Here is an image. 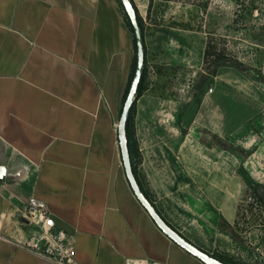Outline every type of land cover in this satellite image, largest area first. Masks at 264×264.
<instances>
[{
    "label": "crops",
    "instance_id": "obj_1",
    "mask_svg": "<svg viewBox=\"0 0 264 264\" xmlns=\"http://www.w3.org/2000/svg\"><path fill=\"white\" fill-rule=\"evenodd\" d=\"M144 39L149 63L146 28ZM135 57L120 0H0V165L7 168L0 264H55L16 242L31 234L19 208L33 203L74 238L81 263L205 264L158 227L126 176L116 112ZM246 164L256 177V150ZM135 168L180 233L164 201L182 200L187 209L193 194L214 191L208 160H144Z\"/></svg>",
    "mask_w": 264,
    "mask_h": 264
},
{
    "label": "rangeland",
    "instance_id": "obj_2",
    "mask_svg": "<svg viewBox=\"0 0 264 264\" xmlns=\"http://www.w3.org/2000/svg\"><path fill=\"white\" fill-rule=\"evenodd\" d=\"M140 5L150 58L132 123L135 164L212 162V194H193L187 209L182 200L173 206L165 200L172 213L167 218L210 253L264 264V207L247 185L248 176L264 184V0H212L207 9L164 0H140ZM210 38L246 69L220 67L198 89ZM249 150H256V177L246 167L252 154L243 160ZM220 175L227 183L223 178L220 185ZM220 186L222 194L215 191Z\"/></svg>",
    "mask_w": 264,
    "mask_h": 264
},
{
    "label": "water",
    "instance_id": "obj_3",
    "mask_svg": "<svg viewBox=\"0 0 264 264\" xmlns=\"http://www.w3.org/2000/svg\"><path fill=\"white\" fill-rule=\"evenodd\" d=\"M125 11L131 21L135 42H136V67L134 71V75L124 101L122 111L120 114L117 130H118V141L121 151V157L124 164L126 176L129 180V183L143 207L147 210L149 215L158 225V227L168 235L174 242L180 245L183 249L197 257L205 264H228L218 259L211 253L201 249L190 240H188L185 236H183L178 230L172 227L160 214L158 209L152 203V201L147 197L145 192L143 191L137 175L134 170L131 151L129 146V139L127 134V122L130 117L131 109L134 103L137 100V95L141 83V79L145 70V60H146V45L144 34L140 25V20L138 17V13L136 10V6L133 0H121ZM7 168L3 165H0V178H6Z\"/></svg>",
    "mask_w": 264,
    "mask_h": 264
},
{
    "label": "built area",
    "instance_id": "obj_4",
    "mask_svg": "<svg viewBox=\"0 0 264 264\" xmlns=\"http://www.w3.org/2000/svg\"><path fill=\"white\" fill-rule=\"evenodd\" d=\"M21 223L30 228V237L16 239L19 246L53 261L55 264H86L76 259L74 238L59 227L43 205L28 204L19 208ZM159 264V263H151Z\"/></svg>",
    "mask_w": 264,
    "mask_h": 264
},
{
    "label": "trees",
    "instance_id": "obj_5",
    "mask_svg": "<svg viewBox=\"0 0 264 264\" xmlns=\"http://www.w3.org/2000/svg\"><path fill=\"white\" fill-rule=\"evenodd\" d=\"M164 1H167V2H170V1L189 2V3H193L197 6H199L202 9H207L212 0H164ZM120 2H121V0H120ZM121 5L125 11V8H124L122 2H121ZM136 10L138 13V17L140 20V25H141L143 34L145 35V26L143 23V19H142L141 15L139 14L137 7H136ZM125 17H126V22H127L128 26L133 31L131 21H130L126 11H125ZM260 35L264 36V25H262V27H261ZM135 48H136V42H135ZM136 53H137V50H136ZM204 61L206 64L205 65L206 71L203 73H200L199 80L197 81V83L195 85L196 88H198V89L201 88L211 76L216 75L218 73L220 67L233 66L236 69L241 70V71L246 69V66L244 65L243 62L239 61L238 59L231 57L230 55H227L225 52V49H223V50L218 49L217 44L215 43L213 38H210L207 42L206 50H205V54H204ZM135 67H136V57H135V60L133 63V71H132V75L130 78V82H129V85H128L126 92H125L124 101L126 99V96H127V93H128V90H129V87H130V84H131V81H132V78L134 75ZM147 69H148V61H147V47H146L145 70H144V73H143V76L141 79V83H140V87H139V91H138V95H137V100L142 95L144 87H145V80H146V77L148 74ZM137 100H136V102H137ZM136 102L134 103V105L131 109L130 117H129V120L127 122V134H128V139H129V146H130V151H131L132 162H133L135 173L137 175L136 168H135V160H134V152H133V138H132V132H133L132 123H133V119L135 116ZM121 111H122V109H121ZM120 114H121V112H120ZM251 154H252V151H250V150L247 151L243 157V160L246 159ZM137 178H138V176H137ZM138 181H139V179H138ZM247 185L252 190V193L255 197L254 200L256 201V204L258 206L264 207V184L255 180L253 177L248 176ZM251 205H253V204H251ZM205 251H207V250H205ZM207 252L210 253L209 251H207ZM211 254L214 255L215 257H217L218 259L222 260L225 263L241 264V263H239L233 259L225 258V257H222L220 255L213 254V253H211Z\"/></svg>",
    "mask_w": 264,
    "mask_h": 264
}]
</instances>
